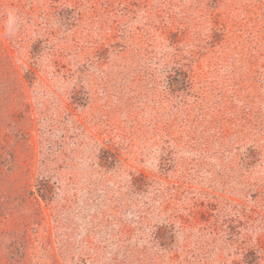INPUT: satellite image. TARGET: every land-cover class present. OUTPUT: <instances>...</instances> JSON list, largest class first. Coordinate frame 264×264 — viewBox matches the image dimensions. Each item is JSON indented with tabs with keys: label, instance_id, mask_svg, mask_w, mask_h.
I'll return each mask as SVG.
<instances>
[{
	"label": "rangeland",
	"instance_id": "1",
	"mask_svg": "<svg viewBox=\"0 0 264 264\" xmlns=\"http://www.w3.org/2000/svg\"><path fill=\"white\" fill-rule=\"evenodd\" d=\"M0 264H264V0H0Z\"/></svg>",
	"mask_w": 264,
	"mask_h": 264
},
{
	"label": "trees",
	"instance_id": "2",
	"mask_svg": "<svg viewBox=\"0 0 264 264\" xmlns=\"http://www.w3.org/2000/svg\"><path fill=\"white\" fill-rule=\"evenodd\" d=\"M43 187V186H42ZM40 191V190H39Z\"/></svg>",
	"mask_w": 264,
	"mask_h": 264
}]
</instances>
